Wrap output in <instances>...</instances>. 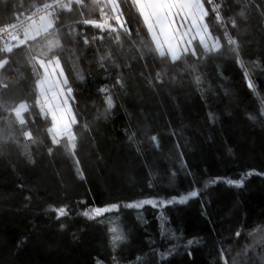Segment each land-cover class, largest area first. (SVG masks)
<instances>
[{
  "label": "trees",
  "instance_id": "1",
  "mask_svg": "<svg viewBox=\"0 0 264 264\" xmlns=\"http://www.w3.org/2000/svg\"><path fill=\"white\" fill-rule=\"evenodd\" d=\"M45 1L0 0V28ZM215 1L220 48L194 41L198 54L175 62L150 50L131 0H116L128 32L85 24L113 13L82 0L47 37L0 53V264H264V0ZM46 38L73 89L75 149L52 143L36 105L29 55ZM145 199L156 205L126 206Z\"/></svg>",
  "mask_w": 264,
  "mask_h": 264
},
{
  "label": "snow or ice",
  "instance_id": "2",
  "mask_svg": "<svg viewBox=\"0 0 264 264\" xmlns=\"http://www.w3.org/2000/svg\"><path fill=\"white\" fill-rule=\"evenodd\" d=\"M80 3V0H75ZM213 0H131V7L136 10L140 19L143 22L144 28L150 37V45L153 46L150 50H154L160 57H170L171 61H178L182 56L191 54L197 55L196 45L193 43L198 39L199 45L203 47L205 53L213 52L220 48L219 39L213 37L209 25L206 22L209 17L210 10L206 7L207 4H212ZM107 4L111 5L113 15H107L104 9H101V18L99 21L92 19H85V24H91L100 30L108 29L109 32H117L118 28L114 27L110 21L115 20L120 29L128 32L125 21L121 19L122 13L118 10L119 5L116 0H106ZM56 7H63L71 10V0L69 3L61 4L59 0H55L53 4H44L43 8L37 9L39 19L30 16L27 18L30 23L21 21L19 24L11 25L17 32H23V38L19 35L12 34L11 39L16 41V44L5 43L0 47V53H12L14 47L26 44L28 41H36L42 34L49 35V30L54 28L55 16L53 11ZM216 14V19L220 20L221 17L215 7L211 9ZM243 15V13H241ZM235 26V21H233ZM55 37V33H51ZM227 37V33H225ZM228 38L229 44L236 42L230 37ZM117 41L119 35L116 36ZM211 41V44H209ZM87 43V40L85 41ZM60 47L58 38H46L45 43L38 46L35 54L29 55V61L33 62V72L36 75L35 88L37 89L36 105L40 108L41 114L45 117L51 118V127L47 129L51 135L52 143L59 144L61 138H67V148L75 149L76 135L72 130V126L77 124V118L70 107L72 87L69 85L68 78L65 75L64 69L61 64V59L56 53V49ZM31 52V49H30ZM238 57V52H237ZM104 59L103 57L101 58ZM9 64L7 58L0 59V69H3ZM39 66V68L36 67ZM197 82L199 78L197 77ZM6 87V85H5ZM249 87H252L249 82ZM105 91V89H101ZM106 104L110 109L112 107L111 97H106ZM28 110L26 103H20L15 109V116L19 123H25L22 118V113ZM24 136L28 139L32 138L30 132H25ZM155 140V137H152ZM51 151V149L49 150ZM229 183L239 184V181H229ZM198 193L191 191L185 196L179 198L180 203H184L189 197H194ZM172 200H164L160 203H173ZM144 204L156 205V201L152 199H145L130 203L127 207H141ZM118 205L111 204L103 208L97 207L90 212H85L84 215L93 218L100 216L104 213L116 209ZM64 208L58 210V215H63ZM112 242L115 244L117 241L124 239L123 233L119 232L116 228H111ZM239 235V233H237Z\"/></svg>",
  "mask_w": 264,
  "mask_h": 264
},
{
  "label": "built area",
  "instance_id": "3",
  "mask_svg": "<svg viewBox=\"0 0 264 264\" xmlns=\"http://www.w3.org/2000/svg\"><path fill=\"white\" fill-rule=\"evenodd\" d=\"M59 2L61 4H65V3H69V0H59ZM55 3V0L52 1H45L44 3H42L40 6H38L37 8L33 9L31 12H29L28 14H26L25 16H22L21 18L15 20L14 22H12L11 24L0 28V47H3L4 44L7 42L9 44H16V41L11 39V35L12 34H17L20 36V38L23 36V32L19 31L17 32L16 30H14L12 27H10L11 25L14 24H19L21 21L25 22V23H30V21L27 20L28 17L33 16L34 13H36V15L33 17L35 19H39V15L43 14V13H37V9H41L43 8L44 4H53ZM76 4V5H81L82 4V0H80V3H76L75 0H71V5L72 4ZM207 6L209 7V9L211 10L213 7L216 8L217 11H219V5L216 3L215 0H213L212 4H207ZM66 8L63 7H56L55 9H49L48 11H53L54 12V16L55 14L59 11V10H65Z\"/></svg>",
  "mask_w": 264,
  "mask_h": 264
},
{
  "label": "rangeland",
  "instance_id": "4",
  "mask_svg": "<svg viewBox=\"0 0 264 264\" xmlns=\"http://www.w3.org/2000/svg\"><path fill=\"white\" fill-rule=\"evenodd\" d=\"M106 1V0H105ZM109 5V7H110V9H112L111 8V5L110 4H108ZM105 13H106V11H105ZM107 15H110V13H107ZM113 15V14H112ZM23 37H21V39H22ZM197 41V43L199 44V41H198V39L196 40ZM194 43V42H193ZM209 44H211V41H209ZM170 58V57H169ZM71 107V106H70ZM44 116V115H43ZM44 118L46 119V122H47V125H48V127H51V118H50V116L49 117H45L44 116Z\"/></svg>",
  "mask_w": 264,
  "mask_h": 264
},
{
  "label": "crops",
  "instance_id": "5",
  "mask_svg": "<svg viewBox=\"0 0 264 264\" xmlns=\"http://www.w3.org/2000/svg\"><path fill=\"white\" fill-rule=\"evenodd\" d=\"M23 37V36H22Z\"/></svg>",
  "mask_w": 264,
  "mask_h": 264
}]
</instances>
